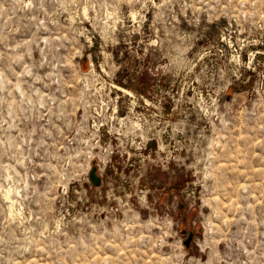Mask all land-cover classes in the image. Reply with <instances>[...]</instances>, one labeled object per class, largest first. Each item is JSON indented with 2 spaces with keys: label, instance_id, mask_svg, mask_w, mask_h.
<instances>
[{
  "label": "rangeland",
  "instance_id": "rangeland-1",
  "mask_svg": "<svg viewBox=\"0 0 264 264\" xmlns=\"http://www.w3.org/2000/svg\"><path fill=\"white\" fill-rule=\"evenodd\" d=\"M0 264H264V0H0Z\"/></svg>",
  "mask_w": 264,
  "mask_h": 264
},
{
  "label": "bare ground",
  "instance_id": "bare-ground-1",
  "mask_svg": "<svg viewBox=\"0 0 264 264\" xmlns=\"http://www.w3.org/2000/svg\"><path fill=\"white\" fill-rule=\"evenodd\" d=\"M118 89L120 90V91H122V92H125L126 94H128V95H133V93L130 91V90H128V89H125V88H122V87H120V86H118ZM6 198H7V200L9 201V203H10V215L11 216H22L21 215V212L20 211H18L17 209H16V207H15V205H16V202H17V200H15V198L13 197L14 195H13V189H11V188H9V189H7L6 190ZM210 229V228H209ZM209 231V230H208Z\"/></svg>",
  "mask_w": 264,
  "mask_h": 264
},
{
  "label": "water",
  "instance_id": "water-1",
  "mask_svg": "<svg viewBox=\"0 0 264 264\" xmlns=\"http://www.w3.org/2000/svg\"><path fill=\"white\" fill-rule=\"evenodd\" d=\"M90 180H91L93 186H95V187H100L102 184V179L98 175V169L96 166L93 167L90 171ZM191 239H192V234H191L189 241L186 243L187 246L190 245Z\"/></svg>",
  "mask_w": 264,
  "mask_h": 264
}]
</instances>
